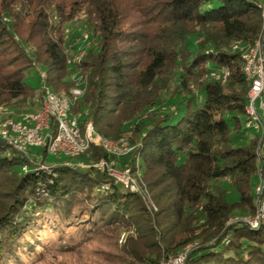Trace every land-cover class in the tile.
Segmentation results:
<instances>
[{"label": "trees", "instance_id": "trees-1", "mask_svg": "<svg viewBox=\"0 0 264 264\" xmlns=\"http://www.w3.org/2000/svg\"><path fill=\"white\" fill-rule=\"evenodd\" d=\"M260 1L0 0V109L17 118L41 106L26 81L34 60L52 90L70 92L66 26L83 14L98 41L79 64L88 84L73 111L136 145L157 205L94 167L114 157L101 145L24 172L27 158L0 137V264H37L122 227L136 232L128 264H160L189 244L186 264H264V218L233 221L264 204V126L242 122L250 83L232 48L261 36ZM224 68L222 83L212 73Z\"/></svg>", "mask_w": 264, "mask_h": 264}, {"label": "built area", "instance_id": "built-area-1", "mask_svg": "<svg viewBox=\"0 0 264 264\" xmlns=\"http://www.w3.org/2000/svg\"><path fill=\"white\" fill-rule=\"evenodd\" d=\"M260 15L263 18L262 34L254 43H244L236 40L232 48L241 53L243 72L250 83L247 94L246 126L257 131L264 126V0L258 3ZM87 38V37H86ZM80 57L69 59V63L78 62ZM35 65V62H34ZM39 69V68H38ZM42 95L37 100L41 106L24 112L18 118H0V137L23 156L35 155L33 148L46 147L48 154L75 158L87 151L92 144L101 145L109 154L118 155L125 143L113 142L100 134L92 119H83V113L73 111L77 101L84 94L85 88H74L69 93L59 94L47 83L46 71H41ZM228 69L213 72L212 75L222 83L227 81ZM55 124V130L53 129ZM127 144V143H126ZM82 166L83 163H77ZM94 167L106 171L125 188L139 192L140 188L129 171L118 172L114 160L101 159ZM41 169L45 168L43 165ZM109 183L103 185L104 189ZM250 225L256 226L257 219H248ZM124 237H121V242ZM185 255L163 258L160 264H184Z\"/></svg>", "mask_w": 264, "mask_h": 264}, {"label": "rangeland", "instance_id": "rangeland-1", "mask_svg": "<svg viewBox=\"0 0 264 264\" xmlns=\"http://www.w3.org/2000/svg\"><path fill=\"white\" fill-rule=\"evenodd\" d=\"M86 16L83 14L69 22L66 26V48L69 53V59H74L76 57H80V60L76 63L70 64V74L69 78L74 82V85L70 87V90L74 88H86L88 84L87 74L82 72L79 64L82 62L84 57L87 54V51L90 48L96 46L98 38L95 37V34L90 30L87 21L85 20ZM87 37V38H86ZM18 38V37H16ZM197 41L196 39L194 40ZM27 51H31L30 47H27ZM35 62V65H34ZM45 71L44 66L36 62L32 61V66L28 70L26 75V81L33 86L35 89H40L41 87V77L40 72ZM69 90V91H70ZM35 108L27 109L34 110ZM25 111V112H26ZM9 115L13 116L11 110L6 108L0 109V118H7ZM264 117V115H263ZM11 118H16L15 116ZM18 118V117H17ZM247 119L246 116L242 117V122ZM255 133L254 130H245L244 135L249 136ZM113 142L125 143V146L122 147L121 152L112 158L114 160V167L118 172L129 171V174L136 180L140 191L144 199L147 201L150 209L157 210V205L155 204L152 195L149 191V188L143 179L142 166H141V158L135 157L134 151L136 149V145H134L131 140L127 137L121 138L120 140L109 139ZM127 143V144H126ZM35 153H38L39 156L42 155L41 148H33ZM135 157L134 162L131 160ZM66 159V156L58 157L54 155L46 156V163H59L61 160ZM135 170V173H134ZM113 178V177H112ZM114 179V178H113ZM115 180V179H114ZM110 184V183H109ZM259 190L260 187H257ZM258 217L259 219L264 218V204L259 208ZM249 219L248 216H237L233 219ZM253 226V225H251ZM254 227V226H253ZM124 237V241L121 242V237ZM130 236H136L135 229L133 228H120L116 232H110L106 235H97L89 240L79 243L78 246L70 247V245H74L72 242L64 247H58L53 252L46 255L45 259L38 262L37 264H128V259L123 252V248L127 243V239ZM65 245V244H64Z\"/></svg>", "mask_w": 264, "mask_h": 264}, {"label": "water", "instance_id": "water-1", "mask_svg": "<svg viewBox=\"0 0 264 264\" xmlns=\"http://www.w3.org/2000/svg\"><path fill=\"white\" fill-rule=\"evenodd\" d=\"M33 151V149H32ZM33 153H35L33 151ZM27 158V161L25 164H23L22 166V169L24 172H27V171H31V170H38V169H41L40 167L43 165L45 168H43L44 170H47L49 169L52 165H57L59 163H51V164H48L46 162H43V157L42 155L39 156L38 153H35V155H28V156H25ZM73 167L75 166H78L77 164H73L72 165ZM260 214H257L255 217L253 218H249V219H257V221L259 222V216ZM244 221H246L247 223H249L248 219H243ZM235 221V220H234ZM250 224V223H249ZM193 247V244H189L187 246H185L180 252H178L176 255H173V256H168V257H177L181 254L185 255V259H184V264H186V261L188 259V256H189V252L190 250L192 249ZM167 257V258H168Z\"/></svg>", "mask_w": 264, "mask_h": 264}]
</instances>
